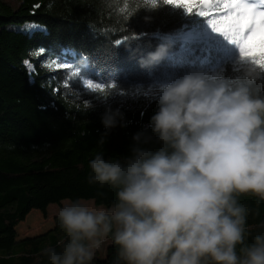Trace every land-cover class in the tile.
Returning <instances> with one entry per match:
<instances>
[{
  "label": "trees",
  "instance_id": "obj_1",
  "mask_svg": "<svg viewBox=\"0 0 264 264\" xmlns=\"http://www.w3.org/2000/svg\"><path fill=\"white\" fill-rule=\"evenodd\" d=\"M15 1L17 6L0 0V264H47L42 249L58 248L65 236L58 217L49 230L24 238L17 226L34 209L47 218L49 205L64 200L109 206L116 199L115 188L88 183V161L99 151L130 154L133 133L157 108L147 96L131 94L151 90L157 76L203 67L204 47L183 39L203 21L195 9L163 0L155 6L151 0ZM162 33L174 39L170 58L142 68L139 55L154 49ZM241 63L252 61L218 51L203 68L234 73ZM258 70L264 83V69ZM89 79L104 85L103 91L86 87ZM122 95L138 106L121 107L126 126L111 129L101 145V102L117 107ZM239 202L249 209L250 243L264 231V200L242 194ZM104 244V254L98 250L91 264H118L116 246Z\"/></svg>",
  "mask_w": 264,
  "mask_h": 264
},
{
  "label": "clouds",
  "instance_id": "obj_2",
  "mask_svg": "<svg viewBox=\"0 0 264 264\" xmlns=\"http://www.w3.org/2000/svg\"><path fill=\"white\" fill-rule=\"evenodd\" d=\"M158 40L139 55L142 68L170 58L173 36ZM260 76L241 63L234 73L191 67L155 77L148 99L157 108L133 133L130 154L99 151L88 161V183L115 188L116 199L63 203L56 216L65 236L42 249L47 264H91L105 242L116 246L118 264H264V231L245 243L249 209L239 202L242 194L264 200ZM101 123L103 145L127 121L107 105Z\"/></svg>",
  "mask_w": 264,
  "mask_h": 264
},
{
  "label": "snow or ice",
  "instance_id": "obj_3",
  "mask_svg": "<svg viewBox=\"0 0 264 264\" xmlns=\"http://www.w3.org/2000/svg\"><path fill=\"white\" fill-rule=\"evenodd\" d=\"M153 6L157 0H151ZM220 8L227 5L223 9V13L216 19L209 20L213 31L222 33L226 39L239 47L241 59H250L253 64L264 69V11H258L254 3L246 2V0H163V3L183 7L188 12L200 5H212ZM260 5H264V0H259ZM201 16L208 13L201 11ZM245 29L250 32L245 38L243 33ZM121 40L115 41L118 46ZM259 49V55L256 49ZM27 63V62H26ZM85 86L94 90L103 91L104 85L95 83L89 79L85 81ZM110 86L114 87L113 82Z\"/></svg>",
  "mask_w": 264,
  "mask_h": 264
},
{
  "label": "rangeland",
  "instance_id": "obj_4",
  "mask_svg": "<svg viewBox=\"0 0 264 264\" xmlns=\"http://www.w3.org/2000/svg\"><path fill=\"white\" fill-rule=\"evenodd\" d=\"M13 4L14 6H17V2L15 0H6ZM151 90L145 91V92H136L131 94L132 97H140L142 95L149 96ZM101 104L104 105H111V101H102ZM117 105L123 108H127L130 110L136 109L137 108V103L134 101H128V96L127 95H122L119 98V101H117ZM68 200H64L61 204H51L48 207V217L45 218L44 215L41 213L39 210H32L26 219L22 221L18 226H17V233L18 237L22 238L25 236H33L37 235L40 233H43L50 228L54 226V217L56 216V212L58 208L63 204L66 203ZM84 203L88 204L89 206L92 207H97L93 201L91 200H81ZM104 247L105 244H102L101 247L99 248V251L101 254H104Z\"/></svg>",
  "mask_w": 264,
  "mask_h": 264
},
{
  "label": "crops",
  "instance_id": "obj_5",
  "mask_svg": "<svg viewBox=\"0 0 264 264\" xmlns=\"http://www.w3.org/2000/svg\"><path fill=\"white\" fill-rule=\"evenodd\" d=\"M26 237V236H25ZM22 238H24V237H22Z\"/></svg>",
  "mask_w": 264,
  "mask_h": 264
}]
</instances>
